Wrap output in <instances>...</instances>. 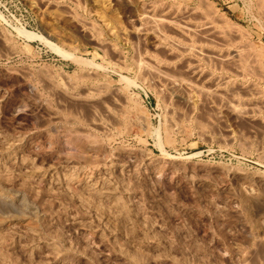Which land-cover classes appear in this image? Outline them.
Masks as SVG:
<instances>
[{
    "label": "rangeland",
    "instance_id": "obj_1",
    "mask_svg": "<svg viewBox=\"0 0 264 264\" xmlns=\"http://www.w3.org/2000/svg\"><path fill=\"white\" fill-rule=\"evenodd\" d=\"M186 1L0 0V264H264V0Z\"/></svg>",
    "mask_w": 264,
    "mask_h": 264
},
{
    "label": "bare ground",
    "instance_id": "obj_2",
    "mask_svg": "<svg viewBox=\"0 0 264 264\" xmlns=\"http://www.w3.org/2000/svg\"><path fill=\"white\" fill-rule=\"evenodd\" d=\"M96 1H97V0H96ZM99 1H100V0H99ZM154 1H155V0H154ZM185 1H186V0H185ZM186 2H187V1H186ZM178 3H179V2H178ZM203 3H204V2H203ZM203 3H202V4H203ZM179 5H180V4H179ZM206 5H208V4H206ZM263 5H264V4H263ZM138 6H139V5H138ZM150 6H151V5H150ZM167 7H168V6H167ZM169 7H170V6H169ZM200 7H201V6H200ZM162 8H163V7H162ZM162 8H161V10H162ZM215 8H216V7H215ZM261 8H262V7H261ZM167 9H169V8H167ZM180 9H181V8H180ZM184 9H185V8H184ZM191 9H192V8H191ZM202 9H203V8H202ZM175 10H176V9H175ZM196 10H197V9H196ZM206 10H208V9H206ZM209 10H210V9H209ZM194 11H195V10H194ZM194 11H193V12H194ZM200 11L202 12V10H200ZM204 11H205V10H204ZM163 12H166V10H164ZM169 12H170V9H169ZM172 12H173V11H172ZM179 12H180V10H179ZM185 12H186V11H185ZM191 12H192V11H191ZM208 12H209V14H210V11H208ZM211 12H212V11H211ZM154 13H155V12H154ZM195 13H196V12H195ZM202 13H203V12H202ZM202 13H201V15L203 16ZM169 14H170V13H169ZM180 14H181V13H180ZM186 14H187V13H186ZM214 14H215V13H214ZM189 15H190V14H189ZM195 15H196V14H195ZM221 15H222V14H221ZM150 16L152 17V18H149V19L152 21V22H151V24H152V27H151V28H152V30H154L156 33L159 31V29H160L161 26H171V27H172V26H174V27L176 26V27H177L176 31H177L178 29H180L182 33H183V32H184V33H185V32H188V31L190 30V26H188L187 24L184 25V26H180L179 24L175 23L176 21L173 22V21H174L173 19H172L173 21H171V18H170V20H168V19L166 18V16L163 15V14H162L160 17H159V15H158V16H157L158 18H155L156 16H154V15H152V14H151ZM153 16H154V17H153ZM183 16H184V14H183ZM196 16H197V15H196ZM199 16H200V15H199ZM167 17L169 18V15H168ZM197 17H198V16H197ZM207 17H208V16H207ZM207 17H206V18H207ZM172 18H175V17H172ZM176 18H177V17H176ZM195 18H196V17H195ZM195 18H194V19H195ZM204 18H205V14H204L203 19H204ZM185 19H186V18H185ZM187 19H188V18H187ZM198 19H199V18H198ZM198 19H197V20H198ZM200 19H201V18H200ZM207 19H212V18H207ZM150 20L148 21L149 23H150ZM179 20H180V19H179ZM189 20H190V19H189ZM201 20H202V19H201ZM220 20H222V19H220ZM146 21H147V19H146ZM207 21H208V20H207ZM207 21H206L205 23H208V22H209V21H208V22H207ZM211 21H212V20H211ZM215 21H217V20L214 19V22L212 21L211 23H213V25H214V24H215ZM218 21H219V19H218ZM180 22H181V21H180ZM187 22H188V21H187ZM189 22H190V21H189ZM189 22H188V23H189ZM219 22H220V21H219ZM183 23H184V22H183ZM200 23H201V22H200ZM205 23H201V24H202L201 27H202V26L204 27V24H205ZM216 23H217V22H216ZM229 23H230V22H229ZM229 23H228V25H229ZM144 24H145V23H144ZM147 24H148V23H147ZM151 24H149V25L151 26ZM208 24H210V23H208ZM217 24H218V23H217ZM217 24H216V25H217ZM193 25H194V24H193ZM206 25H207V24H206ZM213 25H211V24L208 25V26H207V31H208V32H212L213 34H214V33H215V34H216V33L220 34V33H221V32L219 33L220 30H217L216 27H215L216 25H215V26H213ZM145 26H146V25H145ZM225 26H226V24H225ZM233 26H234V24H233ZM238 26H239V25H238ZM134 27H135V26H134ZM191 27H192V26H191ZM201 27H200V29H201ZM222 27H224V25H223ZM226 27H228V26H226ZM229 27H230V26H229ZM229 27H228V28H229ZM148 28H149V26H148ZM151 28H150V29H151ZM194 28H195V27H194ZM196 28H197V27H196ZM196 28H195V29H196ZM204 28H205V27H204ZM217 28H218V26H217ZM258 28H259V26H258ZM192 29H193V28H192ZM198 29H199V28H198ZM202 29H203V28H202ZM202 29H201V30H202ZM218 29H219V28H218ZM220 29H221V28H220ZM224 29H225V28H224ZM235 29H236V28H235ZM240 29H241V28H240ZM162 30H163V29H162ZM205 30H206V29H205ZM205 30H203V31H205ZM221 30H222V29H221ZM226 30H227V29H226ZM229 30H231V29H229ZM229 30H228V31H229ZM259 30H260V29H259ZM160 31H161V30H160ZM160 31H159V32H160ZM166 31H167V30H166ZM168 31L170 32V30H168ZM192 31H193V30H192ZM222 31H223V30H222ZM224 31H225V30H224ZM231 31H232V30H231ZM235 31H236V30H234V32H235ZM238 31H239V28H238ZM163 32H164V30H163ZM172 32H173V31H172ZM178 32H179V30H178ZM178 32H177V33H178ZM190 32H191V31H190ZM226 32H227V31H226ZM246 32H247V31H246ZM246 32H245V33H246ZM161 33H162V32H161ZM161 33H160V34H161ZM191 33H193V32H191ZM198 33H199V32H198ZM212 33H210V34L213 35ZM236 33H237V32H236ZM240 33H241V30H240L239 34H240ZM243 33H244V32H243ZM157 34H158V33H157ZM165 34H166V32H165ZM165 34H164V35H165ZM187 34H189V33H187ZM201 34H202V33H201ZM210 34H207V35L210 36ZM228 34H229V33H228ZM161 35L164 36L163 33H162ZM179 35H180V34H179ZM190 35L192 36V34H190ZM223 35H224V34H223ZM229 35H230V34H229ZM229 35H228V36H229ZM232 35H233V34H232ZM232 35H231V36H232ZM246 35H248V34H246ZM165 36H166V35H165ZM180 36H183V35H180ZM213 36H214V35H213ZM217 36H218V35H216L215 38H217ZM221 36H222V34H221ZM221 36H218V38L221 37ZM228 36H226V38H227ZM159 37H160V36H159ZM188 37H189V36H188ZM211 37H212V36H211ZM233 37L235 38L234 35H233ZM237 37H239V36H237ZM164 38H165V37H164ZM172 38H173V37H172ZM184 38H185V37H184ZM191 38H192V37H191ZM199 38H200V37H199ZM207 38H208V37H207ZM221 38H222V37H221ZM223 38H225V37L223 36ZM137 39H138V38H137ZM195 39H196V38H195ZM202 39H203V38H202ZM161 40H162V39H161ZM197 40H198V38H197ZM208 40H209V39H208ZM210 40H211V39H210ZM217 40H219V39H217ZM223 40H225V39H223ZM223 40H221L222 43H224ZM231 40H232V39H231ZM234 40H235V39H234ZM236 40H237V39H236ZM246 40H247V39H246ZM164 41H165V40H164ZM221 41H220V42H221ZM232 41H233V40H232ZM206 42H207V41H206ZM217 42H218V41H217ZM244 42H245V41H244ZM246 42H247V41H246ZM209 43H210V42H209ZM225 43H226V44H225L224 46H226V45H227L228 43H230V42H228V41L226 40ZM230 44H231V43H230ZM235 44H236V43H235ZM241 44H242V43H241ZM247 44H248V43H247ZM247 44H246V45H247ZM255 44H256V43H255ZM188 45H189V44H188ZM217 45H218V44H217ZM246 45H245V47H243V49L241 48V50H239L238 47H237L238 50H237L236 48H234V47H233V48L236 49V50L232 49V51H233V53H232V58L235 59V62H236V60H237V61L239 62L240 68H243V69H244L246 66L249 67V65H255V64L259 63L260 60L264 58V57L262 56V55H264V54H262V52H261L260 54L257 53V49H255L256 47H255V48L253 47L254 45H253V46H250V45H247V46H246ZM176 46H177V45H176ZM231 46H232V45H231ZM242 46H243V45H242ZM259 46H261V45H259ZM199 47H200V46H199ZM262 47H263V46H261V47H259V48H262ZM134 48H135V47H134ZM230 48H231V47H230ZM257 48H258V46H257ZM259 48H258V49H259ZM187 49H188V48H187ZM195 49H196V48H195ZM215 49H218V48H216V46H215ZM139 50H140V49H139ZM159 50H160V49H159ZM203 50H204V49H203ZM209 50H210V49H209ZM218 50H219V49H218ZM230 50H231V49H230ZM135 51H136V50H135ZM187 51H188V50H187ZM195 51H196V50H195ZM200 51H201V50H200ZM207 51H208V50H207ZM211 51H213V50L211 49ZM216 51H217V50H216ZM222 51H224V50H222ZM225 51H226V50H225ZM217 52L219 53V51H217ZM258 52H259V50H258ZM218 53H217V54H218ZM221 53H222V52H221ZM224 53H225V52H224ZM227 53H228V52H226V54H227ZM229 53H230V51H229ZM210 54H211V53H210ZM217 54H216V55H217ZM230 54H231V53H230ZM182 55H183V54H182ZM206 55H207V54H206ZM212 55L214 56V53H213ZM222 55H223V56H222ZM228 55H229V54H228ZM164 56H165V55H164ZM177 56H178V55H177ZM204 56H205V55H204ZM218 56H219V55H218ZM224 56H225V54H221L219 57H220V58H221V57L223 58ZM227 57H229V56L226 55V57H224V58L227 59ZM261 57H262V58H261ZM136 58H137V57H136ZM222 58H221V59H222ZM145 59H147V58H145ZM225 59H223V60H225ZM217 60H218V59H217ZM223 60H222V62H225V61H223ZM141 61H142V60H141ZM191 61H192V60H191ZM194 61H196V60H194ZM227 61H229V60L227 59ZM227 61H226V62H227ZM197 62H199V61H197ZM208 62H210V61H208ZM212 62H213V61H212ZM232 62H233V61H232ZM227 63H228V62H227ZM233 63H234V62H233ZM151 64H152V63H151ZM153 64H155V63H153ZM225 64H226V63H225ZM225 64H224V65H225ZM235 64H236V63H235ZM157 65H158V64H157ZM228 65H230V61H229V64H228ZM232 65L234 66V64H232ZM259 65H260V64H259ZM263 66H264V65H263ZM139 67H140V66H139ZM145 67H146V66H145ZM219 67H220V66H219ZM219 67H217V68H219ZM237 67H239V66H237ZM252 67H253V66H251V68H252ZM258 67H259V66H258ZM258 67H256V68H258ZM150 68H151V67H150ZM163 68H164V67H163ZM183 68H184V67H183ZM228 68H229V66H228ZM249 68H250V67H249ZM249 68H246V69H249ZM259 68H260V67H259ZM160 69H162V68H160ZM166 69H167V68H166ZM184 69H185V68H184ZM237 69L239 70V68H237ZM237 69H236V70H237ZM157 70H158V69H157ZM185 70H186V69H185ZM244 70H245V69H244ZM250 70H251V69H250ZM250 70H249V71H250ZM253 70L257 71V70L254 69V68H253ZM155 71H156V70H155ZM255 71H254V72H255ZM146 72H147V71H146ZM158 72H159V73L161 72L160 74H162V70H161V71H158ZM164 72H165V71H164ZM178 72H179V71H177V73H178ZM192 72H193V71H192ZM241 72L244 73L243 71H241ZM85 73H86V72H85ZM154 73H155V72H154ZM156 73H157V72H156ZM172 73H173V72H172ZM197 73H198V72H197ZM211 73H212V72H211ZM234 73H235V69H234ZM238 73H239V72H238ZM245 73H246V72H245ZM262 73H263V72H262ZM90 74H91V73H90ZM90 74H89V77H90ZM144 74H145V73H144ZM163 74H164V73H163ZM187 74H188V73H186V76H187ZM209 74H210V73H209ZM254 74H255V73H254ZM169 75H170V74H169ZM169 75H168V77H170ZM252 75H253V74H252ZM164 76H165V74H164ZM202 76H203V75H202ZM209 76H210V75H209ZM257 76H258V75H257ZM85 77H86V76H85ZM125 77H126V76H125ZM159 77H160V75H159ZM177 77L179 78V76H176V77L174 76V77H170V78H167V79H165V80L163 79V80L166 82V84L171 85L172 88H175V90H177V88L179 87V85H178L177 83H178V80L180 79V78L178 79ZM175 78H177L178 80H176ZM187 78H188V77H187ZM192 78H193V77H192ZM205 78L207 79V77H205ZM89 79H90V78H89ZM161 79H162V78H161ZM182 79H183V78H182ZM184 79H185V78H184ZM211 79H212V78H211ZM211 79H210V80H211ZM226 79H227V77H226ZM194 80H195V79H194ZM197 80H198V79H197ZM212 80H213V79H212ZM215 80H217V79H215ZM215 80H214V82H215ZM227 80H228V79H227ZM227 80H225V81H227ZM84 81H85V80H84ZM151 81H152V80H151ZM176 81H177V83H176ZM182 81L184 82V80H182ZM222 81H223V80H222ZM219 82H220V81H219ZM219 82H218V83H219ZM108 83H109V82H108ZM152 83H153V82H152ZM196 83H197V82H196ZM200 83H201V82H200ZM210 83H211V82H210ZM210 83H209V84H210ZM215 83H216V82H215ZM215 83H214V84H215ZM231 83H232V82H231ZM153 84H154V83H153ZM161 84H162V83H161ZM176 84H177V85H176ZM214 84H213V85H214ZM236 84H237V83H236ZM213 85H212V86H213ZM253 85H254V84H253ZM125 86H126V85H125ZM171 86H170V87H171ZM176 86H178V87L176 88ZM196 86H198V85H196ZM209 86H210V85H209ZM215 86H216V87H215ZM223 86L226 87V86H227V82H224V83H222V84H217V85L215 84V85L213 86V88H214L213 90L216 91V92L218 93L219 90H220ZM232 86H233V85H232ZM129 87H130V86H129ZM225 87H224V88H225ZM229 87H231V86L229 85ZM229 87H228V90H229ZM252 87H253V86H252ZM252 87H251V88H252ZM256 87H257V86H256ZM99 88H100V87H99ZM103 88H104V87H103ZM205 88H206V87H205ZM215 88H216V89H215ZM233 88H234V87H233ZM210 89L212 90V88H210ZM85 90H86V89H85ZM172 90H173V89H172ZM172 90H171V91H172ZM178 90H180V89H178ZM183 90H184V89H183ZM195 90H196V89H195ZM201 90H202V89H201ZM211 90H208V91H211ZM213 90L211 91V93H212V92L214 93ZM245 90H247V89L245 88ZM83 91H84V90H83ZM87 91H88V90H87ZM103 91H104V90H103ZM225 91H226V90H225ZM236 91H238V90H236ZM250 91H251V90H250ZM260 91H261V90H260ZM204 92H205V91H204ZM231 92H232V91H231ZM257 92H258V91H257ZM84 93H85V92H84ZM217 93H215V95H216ZM220 93H223L222 90L220 91ZM220 93H218V94H220ZM226 93H227V91H226ZM226 93H225V94H226ZM67 94H68V93H67ZM111 94H112V93H111ZM116 94H117V93H116ZM203 94H204V93H203ZM230 94H231V93H230ZM233 94H234V93H233ZM236 94H237V93H236ZM241 94H242V93H241ZM256 94H257V93H256ZM208 95H209V94H208ZM231 95H232V94H231ZM251 95H252V94H251ZM80 96H81V95H80ZM92 96H93V95H92ZM217 96H218V95H217ZM242 96H243V95H242ZM247 96H248V95H247ZM67 97H68V96H67ZM78 97H79V96H78ZM220 97H221V96H219V98H220ZM234 97H235V96H234ZM237 97H238V96H237ZM88 98H89V97H88ZM98 98H99V96H98ZM165 98H166V97H165ZM217 98H218V97H217ZM77 99H78V98H77ZM77 99H76V100H77ZM220 99H221V98H220ZM230 99H231V98H230ZM260 99H261V98H260ZM69 100H70V99H69ZM71 100H73V99H71ZM243 100H244V99H243ZM228 101H229V100H228ZM91 102H92V101H91ZM216 102H217V101H216ZM231 102H232V101H231ZM241 102H242V101H241ZM244 102H245V101H244ZM226 103H227V102H226ZM232 103H233V102H232ZM88 104H89V103H88ZM134 104H135V103H134ZM218 104H219V103H218ZM255 104H256V103H255ZM258 104H259V103H258ZM261 104H262V103H261ZM263 104H264V103H263ZM104 105H105V104H104ZM227 105H228L229 107H233L232 105L230 106L229 102L227 103ZM222 106H223V105H222ZM241 106H242V105H241ZM105 107H106V105H105ZM239 107H240V106H239ZM249 107H250V106H249ZM259 107H260V106H259ZM227 108H228V107H227ZM227 108H226V109H227ZM233 108H234V107H233ZM243 108H244V107H243ZM246 108H247V107H246ZM255 108H256V107H255ZM90 109H91V108H90ZM228 109H229V108H228ZM231 109H232V108H231ZM236 109H237V108H236ZM236 109H235V110H236ZM253 109H254V108H253ZM258 109H259V108H258ZM232 110H233V109H232ZM111 112H112V111H111ZM251 113H252V112H251ZM259 113H260V112H259ZM255 116H256V115H255ZM93 117H94V116H93ZM94 118H95V117H94ZM258 120H259V119H258ZM94 121H95V120H94ZM175 121H176V120H175ZM203 124H204V123H203ZM98 125H99V124H98ZM170 130H171V129H170ZM167 131H168V130H167ZM168 132H169V131H168ZM169 135H170V134H169ZM169 137H170V136H169ZM169 137H168V138H169ZM253 261H254V260H253ZM244 263H245V262H244Z\"/></svg>",
    "mask_w": 264,
    "mask_h": 264
}]
</instances>
